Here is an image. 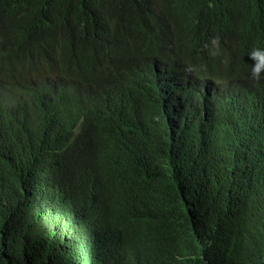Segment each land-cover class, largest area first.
<instances>
[{
	"label": "trees",
	"instance_id": "obj_1",
	"mask_svg": "<svg viewBox=\"0 0 264 264\" xmlns=\"http://www.w3.org/2000/svg\"><path fill=\"white\" fill-rule=\"evenodd\" d=\"M254 48L264 49V0H0V143L37 148L46 137L72 134L84 117L79 135L90 149L89 127L102 108L125 105L138 90L152 100L169 85L188 93L205 83L234 91L225 102L264 105L250 78ZM151 150L159 153L152 168L136 166L160 200L182 196L190 208L207 193L181 175L174 151L155 142ZM61 161L80 180L83 159ZM54 174L45 156L15 183L0 178V264L41 261L27 216L39 213ZM158 210L170 214L165 204ZM263 227L254 224L256 239L237 229L236 263L264 264Z\"/></svg>",
	"mask_w": 264,
	"mask_h": 264
},
{
	"label": "clouds",
	"instance_id": "obj_2",
	"mask_svg": "<svg viewBox=\"0 0 264 264\" xmlns=\"http://www.w3.org/2000/svg\"><path fill=\"white\" fill-rule=\"evenodd\" d=\"M249 58L253 91L264 92V49ZM136 93L97 113L90 149L79 135L84 117L72 134L46 137L37 148L21 139L0 143L5 181L15 183L45 156L54 167L39 213L27 216L44 251L36 264H238L237 229L256 239L254 224L264 222V105L225 102L234 91L205 83L188 93L159 88L152 100ZM153 142L174 151L181 175L207 191L192 207L182 196L160 200L144 183L136 164L152 168ZM71 154L83 159L78 181L62 168ZM162 204L170 214L160 213ZM12 235L25 242L17 230Z\"/></svg>",
	"mask_w": 264,
	"mask_h": 264
}]
</instances>
